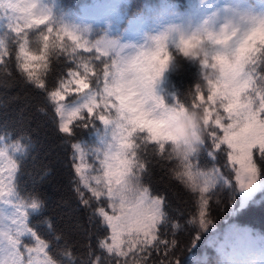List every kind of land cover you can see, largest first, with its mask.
I'll list each match as a JSON object with an SVG mask.
<instances>
[{
    "label": "snow or ice",
    "instance_id": "snow-or-ice-1",
    "mask_svg": "<svg viewBox=\"0 0 264 264\" xmlns=\"http://www.w3.org/2000/svg\"><path fill=\"white\" fill-rule=\"evenodd\" d=\"M95 7L76 15L58 2L40 7L37 0H0L5 73L12 75L11 62L66 139L90 125L111 132L91 164L78 143L70 145L73 191L103 232L95 247L93 233H84L83 254L50 218L43 223L51 236L33 226L47 202L38 187L20 191L30 137L0 134V264H181L179 223L172 222L166 199L144 184L157 161L193 196L192 245L213 225L218 187L231 190L233 215L264 202L257 201L264 197V16L204 0L184 10L168 0L133 12L131 0H119L104 6L107 26L99 34L86 19ZM125 19L129 27L120 33ZM136 29L138 38L131 37ZM181 57L197 69L183 99L170 79ZM61 59L65 70L50 79ZM170 86L175 91L168 92ZM189 111L199 116L190 138L171 127ZM202 154L210 169L198 163ZM213 243L220 264H264V235L246 227L232 225Z\"/></svg>",
    "mask_w": 264,
    "mask_h": 264
},
{
    "label": "trees",
    "instance_id": "trees-1",
    "mask_svg": "<svg viewBox=\"0 0 264 264\" xmlns=\"http://www.w3.org/2000/svg\"><path fill=\"white\" fill-rule=\"evenodd\" d=\"M102 0H37L40 7L60 3L66 10L76 15L81 14L85 6H92ZM196 0H174L181 10L195 3ZM247 3L262 2L264 0H245ZM119 2V1H118ZM168 0H131L132 11H141L148 8H157ZM128 21L125 19L119 24V32L128 29ZM0 39L8 43V38L0 34ZM11 76L7 75L4 68L0 66V134L10 131L12 137L25 135L30 137L29 150L26 158L23 159L22 175L20 178V191L27 194L38 187L47 202L45 211L41 216L32 218L33 226L42 234L51 236L43 223L45 217L51 219L57 232L67 235L69 242L76 243L75 251L83 254L86 250L82 247L86 243L84 233L91 231L92 245L96 246L97 236L103 232L97 228L95 220L89 221L91 210H85L73 191L74 173L71 168L72 149L74 143L86 142L93 144L97 138L98 128L90 125L87 129H78L75 137L66 139L64 134L57 131L52 111L45 104L42 96L34 89L25 86L19 79L14 65L10 62L7 66ZM66 65L57 62L53 65L52 76L63 72ZM172 85L179 90L181 98H184L189 85L195 84L197 69L182 57L179 60V68L170 77ZM172 91H175L170 86ZM40 109H43L41 111ZM98 124V122H97ZM151 158V157H149ZM202 166L210 169L212 163L206 155H201L198 161ZM43 179H40V177ZM235 181L233 180V183ZM145 186H150L154 194L163 196L168 205V211L173 223H179L176 232V239L180 243L178 255L181 264H207L206 261L196 260L199 253H214L213 240L226 231L232 225L254 230V233L264 235V202L249 206L244 211L233 215V203L229 201L231 190L225 187H218L215 195L211 198L213 225L208 232L201 233V239L192 245V238L195 232H189L194 225L188 224L192 219L190 213H197L194 206V199L184 185L174 178L167 163L157 161L149 165V173L144 177ZM238 197V189L235 192ZM221 201L216 204L215 201ZM264 200V197L257 196V201ZM176 209L186 213V218L179 217ZM198 218V217H197ZM79 225V228L77 227ZM83 229V231H81ZM172 239V236H169ZM156 257L153 256V260ZM208 259V260H210Z\"/></svg>",
    "mask_w": 264,
    "mask_h": 264
},
{
    "label": "rangeland",
    "instance_id": "rangeland-1",
    "mask_svg": "<svg viewBox=\"0 0 264 264\" xmlns=\"http://www.w3.org/2000/svg\"><path fill=\"white\" fill-rule=\"evenodd\" d=\"M119 0H103L98 3L97 7L93 8L87 15L86 19L87 22L91 23L94 27V32L103 34V28L107 26L106 21L108 19V12L107 9L104 7L105 5L117 3ZM200 0H196L194 4H198ZM205 4H214V5H223L225 3L232 4L233 6H240L243 11H246L250 14L257 15V16H264V1L257 2L255 4H248L245 0H204ZM143 27V26H142ZM141 29H136L129 33L131 37L138 38L139 32ZM168 92H172L171 88L169 87ZM111 132L110 130L106 133L103 126L98 131L97 140L94 144H86V143H79L81 151L84 153V158L88 163H93L94 153L97 149L100 148L101 140L110 137ZM94 174V173H93ZM249 229V228H248ZM254 232V230H252ZM225 232V231H224ZM220 233L218 237L222 236L224 233ZM214 253L212 258L210 259V253H199L196 260L206 261L207 264H220L221 256L216 250V247L213 243ZM210 259V260H208Z\"/></svg>",
    "mask_w": 264,
    "mask_h": 264
},
{
    "label": "clouds",
    "instance_id": "clouds-1",
    "mask_svg": "<svg viewBox=\"0 0 264 264\" xmlns=\"http://www.w3.org/2000/svg\"><path fill=\"white\" fill-rule=\"evenodd\" d=\"M199 121L198 114L189 111L187 115L185 114H178L171 125L172 129L179 134V130L183 131V134L187 137H191L192 133V123Z\"/></svg>",
    "mask_w": 264,
    "mask_h": 264
}]
</instances>
